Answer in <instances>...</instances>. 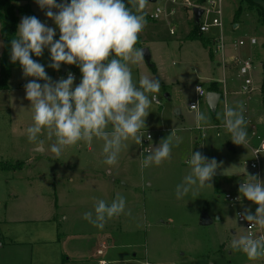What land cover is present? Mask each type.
Returning <instances> with one entry per match:
<instances>
[{
	"label": "rangeland",
	"instance_id": "rangeland-1",
	"mask_svg": "<svg viewBox=\"0 0 264 264\" xmlns=\"http://www.w3.org/2000/svg\"><path fill=\"white\" fill-rule=\"evenodd\" d=\"M255 1L264 3V0ZM61 2L63 0H57V3ZM184 2L185 0L178 1L177 11L174 15L163 16L158 21H154L150 17L145 18V26L139 34L142 38L143 48L150 49L151 61H146L143 58L138 64H129L133 82L137 87H139L141 76L160 81V91L149 94V99H152L153 95L157 98L152 100L148 109L149 114L145 118V126L138 133L142 136V143V140L147 138V131L151 130L153 136L149 143L151 152L162 143L161 140L172 136L171 158L159 166L153 164L142 169L141 163L147 156L143 152L144 145L141 146V143H137L131 138L123 141L117 163L114 165H107L103 162L104 141L98 138H94L89 143L93 148L92 151H88V142H85L81 150L77 149V145L68 146L63 150L62 156L58 158L55 156L56 158L53 160L48 159L46 162H42V157L46 154L42 151L32 152L33 148L36 145L37 147H41V145L47 147L55 142V137L49 138L48 130L45 128L37 135L35 142L28 140L27 128L33 124V112L30 101L25 98L24 85L35 78L25 77L20 66L13 68L12 75L8 80L10 89H0V161L17 162V160H21L25 164L23 169L16 171L0 169L1 236L14 232L18 238H24L23 241H33L38 236H48L53 240L55 235V241L49 243L50 245L46 244L49 245L48 249L39 247L41 251L46 250L53 254L50 250L51 246L55 250L59 245L58 231L56 230L58 224L54 221L41 220L52 214L53 218L60 222L59 229L60 227L69 229L72 226L64 225L63 213H69L71 216L86 212L94 214L95 204L101 199L108 203L111 191L114 190L116 194L125 198L126 207L118 222H115V228L118 229L115 231L117 238L115 242L118 244L114 245V250L118 252L120 261L118 259L111 264H264V257L249 260L243 252L230 248L233 239L240 235H248V229L239 221L237 212L248 209L255 214L258 205L247 199L236 205H231L230 200L226 197L228 192L237 193L235 191H238L240 184L245 179L248 181L250 176H255L264 182V151L259 156L260 168L252 170L250 167V163L255 161V155L251 149L256 146V143L258 144L253 131L260 124L262 125L256 120V117L264 114L262 92L264 24L258 20L254 12L247 10L246 2L222 0L224 21L222 34L227 58L231 60L229 65L241 64L242 61L250 59L254 67L251 73L254 90L250 93L236 95L233 101V96L229 95L228 98L229 107H232L233 102H237V105L242 103L244 118H249L247 121L245 120L247 142L244 145H237L233 143L231 134L224 128L222 119L224 102L228 97L227 92H229L230 85H228L226 94L223 90L224 99L216 113L220 119L213 121L216 124L211 123L212 113H209L208 110L207 113L205 110L203 112V108H206L204 99H198L195 95L196 85L207 86L209 84V81L204 78L205 75L223 79V67L218 66L210 59V49L201 40L186 39L194 22L191 7L187 2L184 5ZM190 2L197 4V0H190ZM15 4L32 7L46 26L56 29L54 40L59 39L58 27L52 19L45 15L47 9L42 10L36 0H15ZM173 5L169 0H157L156 2L146 0L144 10L149 16V13L159 6L165 8V6ZM240 6L244 10L238 21H234L235 13ZM52 11L57 12L58 9H52ZM20 16L24 17V15ZM235 25H238V28H235ZM1 28L0 23V57L4 51ZM172 28L175 29V34L170 33ZM220 34V29L213 28L204 35L212 39L218 38ZM252 37L258 40L256 45L250 44L249 40ZM241 39L247 40V43L241 48H235ZM214 47L215 44L212 46L213 52ZM213 54V58L216 55L218 59L222 60L219 53L214 52ZM231 56H236L238 59L233 61ZM37 62L45 66L46 73L53 81L67 78L62 74V67L68 64L62 63L59 71L48 67L51 60L47 48L44 49L43 56L37 57ZM151 63L156 65V71L152 69ZM238 79L240 78L238 77ZM238 79L236 80V89L239 86ZM42 82L44 81L42 80ZM79 82L80 79L75 78L74 87ZM167 93H170V97H166ZM197 100H201L200 108L198 110L190 109L191 101ZM178 109L179 113H177ZM197 112L208 117L207 123H203L200 128L196 127L195 122ZM162 128L166 131H161ZM192 129H195L194 135L199 136L193 152L199 151L209 160L215 158L218 167L210 182H206L203 187L194 186L187 195L177 199L176 186L190 172L189 166L185 163L190 156L189 148L187 153L178 150L179 141L174 136L175 134H185ZM108 130L111 131L110 126ZM206 136H210L212 145L215 144V154L208 150L203 152L205 148L201 141ZM32 154L38 159L36 163L27 164L26 161ZM94 155L99 162L93 164L87 162ZM66 156L79 157L83 160L77 162L75 168L69 169L66 167L68 166ZM72 170L103 173L105 177H111L109 182L113 186L109 185L110 192L107 193L105 190L109 183L102 181L103 178H100V181L95 182L94 185L81 183L79 194H75L73 201L79 199L80 204L84 206H80L78 209L75 207V211L69 210L68 212L65 206L69 207V205L62 199L60 206L57 196L54 194L56 187L62 185L60 179H56L55 175L59 176L58 173L61 172L68 182L67 173ZM110 173L112 174L109 175ZM96 179L99 180V177ZM94 187L97 189L96 191ZM112 196H114L113 193ZM111 200H114V197ZM203 212L209 213L214 218L213 225L202 226L199 224V218ZM32 219L33 222H30ZM19 220L28 222L12 223ZM84 228L92 229L88 225H85ZM233 230L236 233H233ZM261 235H264V230ZM101 242L99 238H88L84 241L82 250L73 251V255L79 256V262L76 261L74 264H101L100 257L97 255V248ZM67 245L66 243V247ZM26 247L27 245L23 247L24 250L14 247L6 250L0 249V264H5L8 260L13 264H32L30 253L25 250ZM105 251H107L106 256L112 252L108 248ZM4 258L5 263L2 262ZM73 259L76 258L73 257ZM62 260L64 261V257ZM34 264H37L36 261Z\"/></svg>",
	"mask_w": 264,
	"mask_h": 264
},
{
	"label": "clouds",
	"instance_id": "clouds-1",
	"mask_svg": "<svg viewBox=\"0 0 264 264\" xmlns=\"http://www.w3.org/2000/svg\"><path fill=\"white\" fill-rule=\"evenodd\" d=\"M36 3L42 10L47 9L45 15L54 21L60 34L59 39L54 40L55 28L28 15L21 18L16 38L11 40V61H19L25 77L35 78L24 85L25 98L30 101L33 112V124L27 128L28 140L35 142L46 128L48 137H55L51 152L58 158L65 147L102 139L103 162L114 165L123 141L131 138L141 143L142 136L138 133L145 126L152 100L157 98L153 95L149 99V94L158 93L161 88L158 79L147 76L140 77L137 87L129 67L144 58L143 49L135 45L146 23L141 14L146 0H128L127 4L125 0H63L61 3L36 0ZM45 48L50 52L48 67L57 71L62 63L79 67L82 74L79 84L74 87L75 77L71 72L58 81L48 76L45 66L31 55L41 57ZM222 119L233 143L244 145L247 131L243 104L237 108L226 104ZM207 120L205 114L196 113L197 128ZM161 141L144 158L142 169L153 164L159 166L171 158V137ZM185 163L190 172L176 186L177 199L187 195L194 186L203 187L210 182L218 167L215 158L209 160L199 151L192 152ZM238 191L258 205L255 214L245 209L238 214L239 218L264 230V182L250 176L247 182L240 184ZM125 207V198L117 194L111 204L99 200L94 214L86 212L84 219L103 228L108 219L124 213ZM230 248L243 252L249 260L259 259L264 257V235L258 238L252 233L240 235L231 241Z\"/></svg>",
	"mask_w": 264,
	"mask_h": 264
},
{
	"label": "crops",
	"instance_id": "crops-1",
	"mask_svg": "<svg viewBox=\"0 0 264 264\" xmlns=\"http://www.w3.org/2000/svg\"><path fill=\"white\" fill-rule=\"evenodd\" d=\"M185 11H187V10H185ZM37 17H38V15H37ZM38 19H39V17H38ZM192 19H193V16H192ZM20 20H21V16L19 18V22H20ZM19 22H18V24H19ZM235 28H238V25H235ZM170 33H171V31H170ZM210 40H212V43L214 45L215 44L214 38H212ZM225 55H226V59L228 61H227V67L226 68H224V67L222 68V78L223 79H220V78L217 79L215 77H210V75H205L204 78H206L209 81V84L207 86H203L202 85L203 87H205L207 89V92H208V91H210L209 90L210 85L213 82H217L218 83V87L221 90L222 96H223V90L225 91L224 93L226 94V91L228 90V85H230L229 92H227V96L228 97L226 98V100L224 102V108H225L226 104L229 106V103H228L229 95L233 96V98H232V101H233V100H235L234 97H236V95H239L241 93V90L239 91V86H240V89H241V85H242L241 79H238V77H237L236 64L235 65H231V64L229 65L231 60L227 58V52L226 51H225ZM231 57H233V56H231ZM210 59H212V61L217 63L218 66L221 65V60L218 59L216 57V55H215L214 58L210 57ZM73 66L74 65H66L64 67L68 68L67 72H72L73 71ZM234 66H235V68H234ZM64 67H62V74H64V76H65V74L67 72L66 73L63 72V68ZM262 67H264V60H263V63H262ZM75 78H79L81 80V76H79L78 74H76ZM237 79H238L237 82H239L238 89H236V87H237L236 86V80ZM198 85H200V84H198ZM195 95H196V93H195ZM166 97H170V93H167ZM203 99H204V101L206 103V108L205 109L203 108V112L205 110L206 113H207V110H208L209 113H212L210 108H209V106H208V103H207V97H205ZM223 99H224V96L222 97V99H221V101H220V103L218 105L217 111L215 113H212L213 118H210L211 123L213 121H219L218 119H220V117L219 116L215 117L214 115H216V113L218 112V110L220 108V104H221ZM200 101H199L198 109L200 108V105H201ZM192 102H194V101H191V103ZM237 106H238L237 102L236 103L233 102L232 108H237ZM243 114H244V111H243ZM244 119L247 121L249 118H244ZM256 120L258 122H261L262 125L260 124V126L256 127L255 131H259L260 133L264 134V125H263L264 124L263 123L264 122V114L258 115L256 117ZM214 124H216V123H214ZM161 131H166V129L162 128ZM194 131H195V129H192L190 131H187L185 134H175V136H174L180 143V144L178 143V147H177L178 150H181V151L183 150V151L186 152L187 149L189 148V150H188L189 156H191L192 152L194 151L195 144L198 143L197 140L199 139V136L194 135ZM147 132H151V130H149ZM209 137L206 136L205 139H203V141H201V143L202 142L204 143L203 147L205 148L203 150V152H206V150H208V151H211V153L215 154L214 153L215 144L214 145L211 144V138H209ZM171 138H172V136H171ZM54 143L49 144L47 147L45 145H41V147H43V151L42 152L44 154H46V156L44 155L42 157L43 158L42 162H46L48 159L53 160L54 158H56L55 154L51 152V145L54 144ZM84 144H85V141L78 142L76 144L77 145V149L78 150L83 149V147H84L83 145ZM36 147H37V145H36ZM36 147L33 148L32 152L38 151V150H36ZM87 149H88V151H92V149H93L92 146L89 143H88V148ZM251 151H252V149H251ZM28 158L29 159H27V161H26L27 164L36 163V160L38 159L33 154L30 155ZM65 159H67V161H68V166H66V167H69V169L75 168L77 162L83 160V158H81V159L79 157H71L70 158V157H67V156L65 157ZM17 161H21V160H17ZM87 162L93 164V163H98L99 161H98L97 157H95V155H94V156H91V158H89L87 160ZM14 163H16V162H14ZM86 170H87V167H86ZM95 172L94 173H90L88 171L80 172V171L72 170V171L67 173V175H68L67 179L69 180L68 182H67V180H65V176H63V174L61 172L58 173L60 177L58 175H55L56 179H60V184H62L61 187H59V186L56 187V191L54 193L57 196L58 203H60L59 205L60 206L62 205L61 204V200L63 199L65 201V203H67L69 205V207L65 206L66 207V211H68V212H69V210H74L75 211L76 208L78 209V207L84 206L83 204H80V200L79 199H75L73 201V197L75 196V194H79V190L81 188V183H84V184L87 183L86 185H94L95 182L100 181V178L101 179L103 178L102 181H106V182L109 183V184H107L108 187H109V185H112L109 182L111 177H105V175L103 173H100V172H97V171H95ZM111 174L112 173H110L109 175H111ZM85 176H87V177H85ZM98 177H99V180L96 179ZM243 182H247V179H245ZM105 187H107V186H105ZM108 187L105 190L107 193L110 192L109 191L110 187L109 188ZM94 189H95V191L97 190L95 187H94ZM235 192L239 193L238 191H235ZM112 193H113L114 196H112ZM116 196H117L116 192L114 190L111 191L110 201L108 202V204H111V202L113 201L111 199L113 197L115 199ZM203 213H206L213 220V222L211 224V225H213L214 218L207 212H203ZM53 217H54V215L51 214L50 216H48V218H45V219L41 220V221H54V223L58 224V226H57L58 228L56 230L58 231L57 239L59 241V245L57 246V248L55 250H53L52 249L53 246H51L50 250L53 252V254L50 251H46V250L41 251L40 248L48 249V247L50 245L49 243L55 241L54 240V236L55 235L53 236V240L50 237H48V236H38L37 239L34 238L33 241H23V240H25L24 238L20 239V238H18V235H16L14 232H9V233H7V235L6 234H3V236L0 235L1 236L0 249H5L6 250V249H8L10 247H14V248H17L18 250H24L23 247L25 245H27L25 250L30 253L31 263L32 264H34L35 261H36L37 264H63L64 262H65L64 264H74L76 261H78L79 256L78 255H73V253H74L73 251L74 250L78 251V249L82 250V243L84 241H86L88 238L89 239L99 238L102 241L100 243V246L97 248V251H98L97 255H99V257H100L99 258V262L101 263L102 260H105L107 262V264H111L112 262L118 261V259L120 261V257L117 254L118 252H116L114 250L115 249L114 245L118 244V243L115 242V240L117 239L115 237V234H116L115 231L118 230L117 228H115V224L118 222L119 218L121 217V214L118 215V216H115V217H113L111 219H108L105 222V224H104V225H106L105 227L98 228V227L94 226L92 223H90L88 220L84 219V214L83 213H79V214L76 213L75 216H71V214H69V213L66 214V212H65V213H63V220L62 221L64 222V225H69V226H72V227H69V229H67L66 227L65 228L60 227L61 230L59 229L60 222L58 220L54 219ZM219 219H220V217H219ZM25 221L28 222L27 220H19L17 222H12V223H18V224L21 223V224H23ZM30 222H33V219L30 220ZM199 224H200V218H199ZM85 225L90 226L92 229H85L84 228ZM233 233H236V231L233 230ZM66 243L68 244L67 247H66ZM46 244H49V245H46ZM107 248H108V250L109 249L112 250V252H109L107 254L108 256H106L107 251H105V249H107ZM36 249H37V251L35 252ZM56 250H58V251H56ZM99 250H102L103 253H99ZM55 251L58 252V253H56ZM62 257H64V261L62 260ZM73 257L76 258V259H73ZM85 261H87V259H85ZM2 262L5 263V258L2 260ZM5 264H13V262H9V260H8Z\"/></svg>",
	"mask_w": 264,
	"mask_h": 264
},
{
	"label": "built area",
	"instance_id": "built-area-1",
	"mask_svg": "<svg viewBox=\"0 0 264 264\" xmlns=\"http://www.w3.org/2000/svg\"><path fill=\"white\" fill-rule=\"evenodd\" d=\"M178 1L179 0H169L170 3L174 4L173 6L171 7L165 6V8L159 6L155 10H153L151 13H149V17L154 21H158L163 16L168 17L171 15H174L177 11L176 5L178 4ZM198 1L199 0H197V4H196V3H191L190 0H185V2H187L188 5L191 7L192 15H193V9L195 7H198L204 10L199 20L200 23L198 24L200 34H205L206 32L211 31L213 28L221 30L220 36L218 38H214V42H215L214 52L220 54V57L222 59L221 66L226 68L228 60L226 59V55H225V43H224L223 34H222V27H223V22H224L223 21V2L222 0H203L202 3H199ZM185 2H184V5H186ZM171 34H175L174 28L171 29ZM249 42L252 45H256L258 43V40L252 37L250 38ZM246 43H247V40L241 39L235 48L237 47L241 48V46L245 45ZM231 58L233 61L234 59L235 61L236 59H238V57L236 56H233ZM236 67H237V76L242 80V85L240 89L241 93H250L251 91L254 90V88L252 87L253 78L251 77V73L254 68L252 61L250 59L242 61L241 64L237 63ZM68 73L69 72H67L65 76H67ZM71 73L74 75V77L76 76V73L74 70ZM195 91H196V97H198V99H203L206 97L207 89L203 87L202 85H196ZM198 106H199V100L194 101L190 104V109L197 110ZM214 127L220 128L218 126H214ZM253 133L258 141V144L256 143V146L252 148V152L255 155V161H252L250 163V167L252 170H255V169L260 168V157L259 156L264 151V134L260 133L259 131H254ZM146 136L147 138L142 140L141 146L144 145L143 152L148 155L152 150L149 143L152 140L153 136L151 135V132H147ZM226 197L230 200L231 205H236L238 203H241L244 199H247L246 197H242L238 193H232V192H228L226 194ZM237 197H240V199H237ZM241 212L242 211H238L237 215ZM238 218H239V215H238ZM239 221L244 224L245 228L248 229V234L249 233L254 234L255 238H258L259 236H261V233L263 232V230H261L258 226L252 227L249 225V222L241 220L240 218H239ZM99 253H103V251L99 250ZM101 263L107 264L105 260H102Z\"/></svg>",
	"mask_w": 264,
	"mask_h": 264
},
{
	"label": "trees",
	"instance_id": "trees-1",
	"mask_svg": "<svg viewBox=\"0 0 264 264\" xmlns=\"http://www.w3.org/2000/svg\"><path fill=\"white\" fill-rule=\"evenodd\" d=\"M203 0H199V3H202ZM246 2L247 10L252 11L256 14L258 20H260L264 24V3L257 2L255 0H241ZM125 3H128V0H125ZM243 6V5H242ZM240 6V8L236 11L234 16V21H238L240 18L244 8ZM141 14L144 15V18L149 17L148 13L144 8L141 10ZM24 15H33L36 16L35 11L29 5H17L15 4V0H0V23H1V36L4 45V51L0 57V89L8 90L10 89L8 80L12 75V70L15 66H20L19 61L13 63L10 59L11 55V40L16 38V33L18 31V22L19 16ZM38 18V17H37ZM186 39L189 40H201L206 47L210 49V57L213 58V43L210 38H207L204 34L199 33V25L193 23V28L190 33L187 35ZM136 48L143 49L142 38L139 34L138 42L135 45ZM32 58L37 61V57L35 54H31ZM21 67V66H20ZM151 67L154 71H156V65L151 63ZM73 70L79 76H82L80 69L78 66L74 65ZM37 82L43 84L42 80H38ZM210 91L220 92L221 90L218 87L217 82H213L210 87ZM262 92L264 95V80L262 82ZM264 101V98H263ZM217 117L216 115H214ZM25 162L17 161L16 163L10 161H0V169L1 170H13L16 171L18 169H23Z\"/></svg>",
	"mask_w": 264,
	"mask_h": 264
},
{
	"label": "water",
	"instance_id": "water-1",
	"mask_svg": "<svg viewBox=\"0 0 264 264\" xmlns=\"http://www.w3.org/2000/svg\"><path fill=\"white\" fill-rule=\"evenodd\" d=\"M150 2H156L157 0H149ZM204 12L203 9L195 7L193 9V22H195V24H199L200 23V18L202 16V13ZM144 51V58L146 59V61H151V52L150 49L147 48H143ZM68 71V68L64 67L63 68V72L66 73ZM207 97V103L208 106L211 110L212 113H215L217 111L218 105L222 99V94L219 92H214V91H208L206 94ZM180 110H177V113H179ZM36 150L38 151H43V147H37ZM219 218V217H218ZM213 220L206 214V213H202L201 217H200V225L202 226H208L210 224H212Z\"/></svg>",
	"mask_w": 264,
	"mask_h": 264
}]
</instances>
